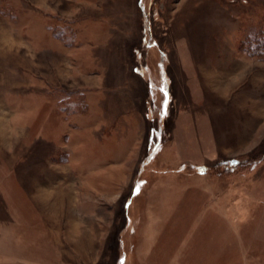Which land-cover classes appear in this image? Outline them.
Wrapping results in <instances>:
<instances>
[{
  "label": "rangeland",
  "instance_id": "374dc122",
  "mask_svg": "<svg viewBox=\"0 0 264 264\" xmlns=\"http://www.w3.org/2000/svg\"><path fill=\"white\" fill-rule=\"evenodd\" d=\"M262 24L264 0H0V264H264Z\"/></svg>",
  "mask_w": 264,
  "mask_h": 264
},
{
  "label": "trees",
  "instance_id": "16d2710c",
  "mask_svg": "<svg viewBox=\"0 0 264 264\" xmlns=\"http://www.w3.org/2000/svg\"><path fill=\"white\" fill-rule=\"evenodd\" d=\"M240 51L250 59L264 62V24L260 26L258 31L255 30L253 33H249L247 39L241 42ZM72 98L73 97L69 96L66 100H64V103H67V105H65V109H68L69 111L81 104V102L77 101V99L75 100Z\"/></svg>",
  "mask_w": 264,
  "mask_h": 264
}]
</instances>
